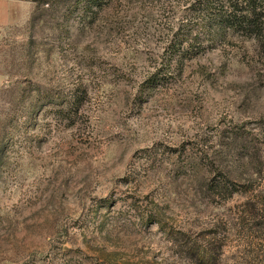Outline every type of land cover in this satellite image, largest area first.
I'll return each instance as SVG.
<instances>
[{
  "label": "rangeland",
  "instance_id": "rangeland-1",
  "mask_svg": "<svg viewBox=\"0 0 264 264\" xmlns=\"http://www.w3.org/2000/svg\"><path fill=\"white\" fill-rule=\"evenodd\" d=\"M74 2L0 0V264H264L256 43L169 60L186 0Z\"/></svg>",
  "mask_w": 264,
  "mask_h": 264
},
{
  "label": "trees",
  "instance_id": "trees-1",
  "mask_svg": "<svg viewBox=\"0 0 264 264\" xmlns=\"http://www.w3.org/2000/svg\"><path fill=\"white\" fill-rule=\"evenodd\" d=\"M185 24H182L164 48L169 60L192 59L219 43L241 37L254 41L264 55V0H186ZM106 0H75L74 7L81 6L84 13L95 15ZM153 74L147 79V88L160 82ZM206 181L204 192L208 198L226 201L238 193L248 191L246 184H236L221 171ZM181 237H184L182 234ZM183 254L189 260L199 259L203 264L213 261L206 249L196 247L189 240L180 239ZM215 261V260H214Z\"/></svg>",
  "mask_w": 264,
  "mask_h": 264
}]
</instances>
